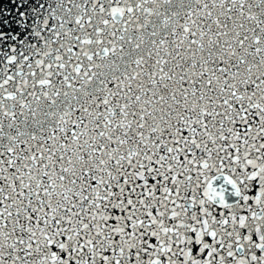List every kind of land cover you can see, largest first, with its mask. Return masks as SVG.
<instances>
[{
    "label": "snow or ice",
    "instance_id": "1",
    "mask_svg": "<svg viewBox=\"0 0 264 264\" xmlns=\"http://www.w3.org/2000/svg\"><path fill=\"white\" fill-rule=\"evenodd\" d=\"M0 264H264V0H0Z\"/></svg>",
    "mask_w": 264,
    "mask_h": 264
}]
</instances>
